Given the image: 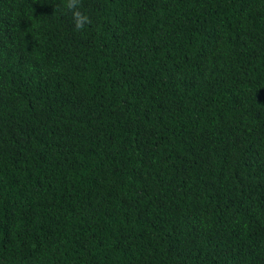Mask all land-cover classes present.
<instances>
[{"label": "trees", "instance_id": "obj_1", "mask_svg": "<svg viewBox=\"0 0 264 264\" xmlns=\"http://www.w3.org/2000/svg\"><path fill=\"white\" fill-rule=\"evenodd\" d=\"M0 0V264H264V0Z\"/></svg>", "mask_w": 264, "mask_h": 264}, {"label": "clouds", "instance_id": "obj_2", "mask_svg": "<svg viewBox=\"0 0 264 264\" xmlns=\"http://www.w3.org/2000/svg\"><path fill=\"white\" fill-rule=\"evenodd\" d=\"M65 7L71 11L77 31L84 29L87 24L91 23L90 17L80 10L81 0H66Z\"/></svg>", "mask_w": 264, "mask_h": 264}]
</instances>
